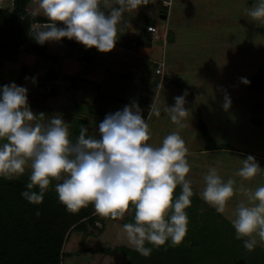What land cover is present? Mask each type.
<instances>
[{"label":"clouds","instance_id":"clouds-1","mask_svg":"<svg viewBox=\"0 0 264 264\" xmlns=\"http://www.w3.org/2000/svg\"><path fill=\"white\" fill-rule=\"evenodd\" d=\"M140 5L141 0H115L111 6L102 5L101 0H37L30 14H42L48 21L33 25L30 35L38 44L68 38L86 48L108 52L117 41V24L123 13ZM247 14L253 21L264 22V0H253ZM57 21L63 26H57ZM240 80L249 83L246 77ZM186 94L175 96L174 104L165 106L177 129L183 128L188 118ZM229 105L225 96L223 107ZM150 110L160 115L156 103H151ZM44 117L43 112L31 110L26 87L15 82L0 85V177L18 176L29 165L26 190L20 193L25 200L40 204L50 180L55 179L60 181L54 185L57 198L67 211L76 212L91 203L97 214L120 218L131 206L133 222L122 227L128 243L142 256L166 241L175 246L184 239L186 208L193 190L186 178L190 171L188 149L178 131L169 132L158 146L149 143V124L135 101L99 121V138L86 135L87 129L81 127L73 141L69 123L60 115L47 121ZM240 164L236 175L243 179L264 175V168L251 154L240 159ZM235 183L231 177L222 179L217 168L210 166L199 195L216 212L225 213L230 198L244 193L246 199L240 200L227 218L236 238L246 237L243 246L251 251L258 242L264 244V184L251 190L243 185L234 187ZM177 185L180 192L173 196ZM34 186L38 191L32 190ZM39 214V209L35 210V215ZM146 242L152 247L145 246Z\"/></svg>","mask_w":264,"mask_h":264},{"label":"crops","instance_id":"crops-1","mask_svg":"<svg viewBox=\"0 0 264 264\" xmlns=\"http://www.w3.org/2000/svg\"><path fill=\"white\" fill-rule=\"evenodd\" d=\"M7 2H9L11 8L0 6V9H12L13 0ZM101 3L102 5L107 3L108 6H111L115 4V0H101ZM202 3L208 5L212 3V0H203ZM36 6L37 0H30L27 10L35 9ZM114 6L118 7V5ZM177 6L178 0H149L147 5L141 4L135 10L124 12L122 20L117 24V41L113 49L108 52L98 51L95 47L86 48L74 39L60 40L59 42L51 41L49 52L54 54L57 60L52 61L22 53L21 59L19 58L17 62L4 61L8 62V65L15 64L20 68L5 67L3 63L0 67V76L4 84L11 81L19 86L26 87L29 93L27 100L37 103L45 102L44 92L34 91L32 86L45 82L46 77L49 76L48 74L53 73V76L57 74L58 79L55 82L51 78L43 86V89L51 90L49 87L58 84L62 76L61 82L63 84L61 87L59 86L57 94L63 92L70 94V96L67 98L66 103L65 101L62 105L58 103L59 108L62 110V114H60L61 110L59 109L58 115L65 122L66 119L70 120L68 123L72 124L71 130L74 124H84L88 131L87 134L95 135L97 138H99L98 123L106 114L122 110L126 104L130 105L135 101L141 110L142 118L146 119L149 124L151 136L148 142L151 143L155 134L164 137L171 131H178L180 136H192V132L197 126L194 119L197 118L187 98L184 107L189 109V114L183 128L177 129L167 112H165V106H172L174 104L173 98L182 94L180 90L173 86V79L178 75L183 78L186 77V79L192 78L193 76L188 74L190 71L187 69L191 66V69L195 71L193 74L198 73L196 79L199 81L197 82L199 85L197 84L196 88L192 87L191 83L186 86L191 91L196 104L201 105L204 115L209 118L210 124L205 123L218 148L206 149L205 144L192 151L187 148L186 157L190 164V171L186 174V178L191 180L190 186L193 193L201 199L203 206L214 209L199 195L204 186L203 175L210 166L217 168L222 179L227 180L231 177L236 182L234 187L243 185L254 190L257 186L264 184V175L259 173L250 179H243L236 175L237 169L241 166L240 159L246 158L249 154L253 155L259 165L264 168V154L253 151V148L258 147V135L251 132V127L257 124L256 121H260L264 125V105L257 103L256 98L253 103L250 101L252 99L250 94L256 91L249 90L248 83L245 84L239 79L240 69L236 66L238 65L240 68L239 64L234 62L233 65L224 67L226 65L225 60L219 62L220 57H229L228 53L232 52L231 48L228 49L224 46L234 44L231 37H228L230 32L228 34L226 32L230 31L235 21L228 18H225V20L212 9L205 8V12L212 14L214 17L213 20L206 22V28L191 23L187 25L189 28H194L192 30H202L207 34V37L217 39L216 44L221 43L223 45L222 48L216 47L215 51L218 48L219 51L214 53L212 49H209L210 46L206 42L205 59L201 64L199 61L197 64L189 65L186 63L188 57L180 53L181 50L177 48L179 46L176 42L177 32L173 30L176 27H170L172 21L170 17L175 13V7ZM164 9H167V11H164ZM227 13H232V11L227 10ZM160 19L165 21L163 23L158 22ZM56 23L62 24L60 21ZM150 25L155 26L158 38H154L153 33L147 31V27ZM218 30L220 31L218 32ZM84 55L90 56L92 59L83 60L82 56ZM260 65L263 64L260 63L258 67ZM55 66L59 70L53 72L52 68ZM158 66H162V74L156 73ZM204 66H206L205 71H201ZM200 67L201 69H199ZM257 68L255 67V69ZM227 72H231V74H228L229 76L224 75ZM24 73L25 75H23ZM75 74H79L80 81L77 88H72L71 83L70 85L69 83L66 84L64 76ZM203 74L211 75L208 82H205ZM251 76H246L247 80ZM194 80L193 77L192 81ZM110 82L112 88H105V91H103L101 86ZM118 88H121L123 93L116 90ZM101 94L105 98L99 99ZM225 96L230 99V105L227 109L223 107ZM98 100H101L99 104H97ZM29 102L27 103L30 104ZM152 102L160 108L159 116L152 114L150 110ZM34 103L30 106L31 110L34 113L43 112L45 114L43 119L47 121L49 118L48 112L45 113V109L35 108ZM44 104L46 105V103ZM79 105L84 107L82 112H75L71 109H79ZM198 108L200 107L198 106ZM191 119L194 124L188 123ZM165 122H168V125L163 128ZM244 124L246 126H243ZM240 139L245 143L239 141ZM183 140H186V138H183ZM224 141L229 145H225ZM244 199L246 197L242 191L235 193L227 203L226 212L217 213L230 224L227 218L228 214L240 200ZM231 228V231L235 234L232 226ZM244 239L246 237H241L239 241H244ZM241 245L238 252H241L244 256L254 253L250 255L251 257L246 256L247 261L245 264L251 262L253 264H264V244L258 242L251 251H247L243 243Z\"/></svg>","mask_w":264,"mask_h":264},{"label":"trees","instance_id":"trees-1","mask_svg":"<svg viewBox=\"0 0 264 264\" xmlns=\"http://www.w3.org/2000/svg\"><path fill=\"white\" fill-rule=\"evenodd\" d=\"M29 1L13 0L12 9H0V67L4 61L17 62L24 52L43 59L57 60L49 52L50 42L38 44L30 35L33 25L47 22L48 18L40 14L31 15L27 10ZM148 3L149 0H141L142 5ZM67 40L68 38H61V41ZM82 59L92 58L84 55ZM262 73L260 70L248 80L249 90L264 93ZM57 79L58 75L55 74L52 81ZM65 79L72 81V88H77L80 76H65ZM177 82L186 91L189 90L181 79ZM0 85H4L1 76ZM56 94V89L49 91V96L55 97ZM188 98L193 102L192 94H188ZM81 127H85L84 124H74L69 137L77 138ZM199 129L206 149L218 148L204 121H199ZM28 177L27 173L11 178L0 177V264H62L65 242L74 231L86 233L91 227L101 233L105 230L107 221L120 219L122 224L133 222L134 209L131 206L128 215L120 218L97 214L91 203L76 212L67 211L57 198L54 185L60 181L55 179L50 180L40 204L29 203L20 195L26 190ZM32 190L38 191V187L34 186ZM179 192L180 187L177 185L173 196ZM190 199L191 204L186 208L188 230L184 237L189 244L170 246L166 241L164 245L152 247L146 242L145 246L152 247L148 256H142L134 248L127 246L108 249L109 253H120L128 257L129 264H245L246 256L254 253L244 256L238 252L243 240L236 238L230 224L214 209L203 206L201 199L194 193ZM37 209L40 212L38 216L35 215ZM92 251L102 252L100 249Z\"/></svg>","mask_w":264,"mask_h":264},{"label":"rangeland","instance_id":"rangeland-1","mask_svg":"<svg viewBox=\"0 0 264 264\" xmlns=\"http://www.w3.org/2000/svg\"><path fill=\"white\" fill-rule=\"evenodd\" d=\"M7 1L8 0H0V6L1 7L8 6L9 8H11L9 2ZM202 1L203 0H178V6L175 7V13H173V15L170 17L172 21L169 19V21H171L170 27L171 28L176 27L173 30L177 32L176 42L177 45H179L177 46V48L181 50L180 53L188 57L186 59V63L190 65L193 63L197 64L200 61L201 64L203 59H205L206 57L204 53L206 42L207 45L210 46L209 49H212L214 53H217L219 51V48H222L223 46L221 43H219V45L216 44L215 41L217 39H213L209 36L207 37V34L202 32V30H196V29L192 30L194 28H189V26H187L190 25L191 23L197 25L198 27L201 26L203 28L204 27L206 28V22L214 19L212 14L205 12V8H208L215 11L217 15L221 16L224 19L228 18L229 20L233 19L235 21L230 31L228 30V32H226L227 34L230 32L228 37H231V40H233L234 44L224 46V47H228V49L231 48L232 52L228 53L229 57H225V56L220 57L219 59L221 61L219 60V62L225 60L224 63L226 65L224 67H229L230 65H233L234 62L239 64L241 66L240 68L238 65H236L238 69H240L239 79L240 77H246L248 75L249 76L252 75L251 77H254L260 70L263 71L261 75L264 76V63H262L264 62V22L253 21L247 14V10L253 7V0H235L234 3L233 0H219V1L212 0V3H209L208 5L203 4ZM227 10H231L232 13H227ZM164 11H167V9H164ZM164 21H165L164 19L158 20V22L161 23H163ZM219 31L220 30H218V32ZM216 47L219 48L218 50L215 51ZM23 54H20L19 56L20 59ZM72 54H74V52H72ZM259 62L263 64L260 65V67H258V65L260 64ZM7 63L8 62H4L5 67L10 66L12 69L20 68L18 65L15 64L8 65ZM255 67L258 68L255 69ZM205 68L206 66H204V68L201 71H205ZM187 69H189V71L192 73L191 74L189 72L188 74L192 75L196 81L195 80L192 81L193 77L186 79V77L183 78L178 75V77L175 76V78L173 79L174 82L173 86H175L178 90H180L182 94H184L185 92L187 93L185 96V101L187 98V101L191 104L193 110L195 111V116L197 119L196 120L194 119V122L196 121L198 127L197 126L196 128L194 127L195 129L192 132V136H181L182 138H186V140H184L186 148L192 151L195 148H200L202 144L203 146L205 144V141L203 140L202 137V133L199 129V121H204L210 124L209 123L210 120L204 115V110L201 108V105H199V103L196 104L195 99L192 100L195 103L189 101L188 94H191V91L190 90L186 91L185 88L181 85V83L177 82L178 79L181 80L183 79L184 81L183 80L182 81L184 83V86L186 85L188 86L190 85L189 83H191L192 87L196 88L197 84L199 85V83H197L199 81H197L196 79V74L198 73L193 74V72L195 71L191 69V66L188 67ZM199 69H201V67ZM58 70L59 69L57 66L52 68L53 72ZM225 74L226 76H229L231 72L224 73V75ZM23 75H25V73ZM48 75L49 76L46 77L47 79L45 80V82L40 83V85L37 84L32 86V89L34 91L38 90L44 92L45 102L37 103L35 101L29 102L28 100L27 102L30 103L28 104L29 106H32L31 104L35 102L34 107L39 108L41 110L45 109L44 112L45 113L48 112V117H50L53 115H58L60 109L58 103H60L61 105L64 104L63 101H65L66 103V100L70 96V94L59 92L55 97L49 96L50 89L49 90L45 88L43 89V86L44 84L47 83V80L49 81V79L53 78L54 76L53 73ZM73 76L76 77L79 76V74L77 75L75 74ZM210 76H211L210 74L209 76L208 74L204 75L205 82H208ZM61 81H62V76H61ZM61 81L58 84H54L49 88L59 90V86L61 87L63 84ZM65 81L66 84L69 83V85L70 83H72V81H70L69 79H65ZM101 87L102 90L105 91V88L107 89L112 88V83L110 82L107 84H103ZM116 90L123 93V91H121V88H118ZM28 97H29V93L27 92V99ZM250 97H252V99L250 100L252 103L256 98L257 103L264 105V93L257 91L252 92L250 94ZM102 98L105 97L101 94L99 96V99ZM100 101L101 100H98L97 104H99ZM44 103H46V105ZM198 106L200 108H198ZM45 107L49 109L47 110ZM71 109H73L75 112L77 111L82 112L84 107L83 105H79V109L77 108H71ZM193 110L191 109V111ZM85 111H87V109H85ZM60 114H62V110ZM257 118L259 119V117ZM69 121H70L69 119L68 120L66 119V122ZM188 123L194 124L192 119ZM256 123L257 124L251 127V132L258 135L257 136L258 147L253 148L254 149L253 151L264 154V125L261 124L260 121H256ZM166 125H168V122H165L163 128H165ZM243 126H246V124H244ZM71 128H72V124L70 123L69 132L71 131ZM69 138L73 141H75L76 139L73 136H70ZM162 138L163 136L155 134L152 137L153 140L151 143L154 146H158ZM239 141H243V140L240 139ZM243 142L245 143V141ZM0 143H3V141L0 140ZM223 143L225 145H229L225 141ZM30 171H31L30 166L25 165L24 173L30 175ZM129 211L130 210H127L123 216L128 215L127 212ZM122 225L123 224L119 219L116 221H107L105 230L101 233L97 230L92 229L91 227L88 228V232L86 233L74 231L70 235L69 239L65 242L64 245L65 254L62 259V264H129L128 257L120 253L111 255L108 251V249H114L118 246H127L130 248H134L132 245L128 243ZM97 226L101 227V224L97 223ZM180 243L187 245L189 244V241H185V239H183ZM92 249L93 250L100 249L102 252L95 253L92 251Z\"/></svg>","mask_w":264,"mask_h":264},{"label":"built area","instance_id":"built-area-1","mask_svg":"<svg viewBox=\"0 0 264 264\" xmlns=\"http://www.w3.org/2000/svg\"><path fill=\"white\" fill-rule=\"evenodd\" d=\"M147 31L148 32H152L153 33V37L154 38H158L159 36L156 34V28H155V26H152V25H150V26H148L147 27ZM162 66H158L157 68H156V73L157 74H162Z\"/></svg>","mask_w":264,"mask_h":264}]
</instances>
